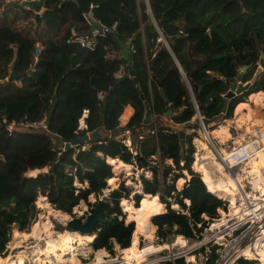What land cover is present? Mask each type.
I'll use <instances>...</instances> for the list:
<instances>
[{
	"label": "trees",
	"instance_id": "1",
	"mask_svg": "<svg viewBox=\"0 0 264 264\" xmlns=\"http://www.w3.org/2000/svg\"><path fill=\"white\" fill-rule=\"evenodd\" d=\"M91 4L95 19L114 26L96 37L92 49L71 35L73 28L82 35L90 33L83 13ZM148 4L150 11L144 0H45L34 26L33 10L18 1L0 0V79L9 76L14 63L17 77L13 80L20 81L16 86L7 80L2 86L12 87L0 90L2 257L12 224L18 223L23 230L32 222L40 195L55 209L70 214L82 200L93 211L102 198L105 222L96 225L93 250L112 252L114 244L122 250L130 248L136 224L125 222L120 202L129 198L131 188L122 181L101 196L106 183L115 178L106 157L151 172L150 177L141 176L143 192L132 196L141 211L148 210L145 195L162 196L161 190L169 196L171 191L177 193L173 203L178 209L162 198L166 210L147 217L149 227L156 226L162 240L168 233L193 236L217 216V209H226L227 202L209 192L191 167L195 132L184 136L182 148L174 126L196 129L202 121L212 130L233 116L237 103L264 91L262 70L253 83L229 99L222 112L224 95L241 67L246 66L243 85L258 69L260 54L264 58V0H148ZM115 35L130 43L135 81L128 77L127 59ZM36 46L40 52L35 58ZM122 65L127 74L116 77ZM147 106L155 116V134L150 132L153 122L144 123ZM127 108L132 114L122 124ZM167 109L172 110L169 124L164 119ZM84 112L85 128L78 129ZM41 120L43 125L38 124ZM26 123L36 125L5 133L8 125ZM126 131L131 133V146L114 136ZM85 133L87 141L64 149L65 143ZM34 170L36 174L28 173ZM183 171L189 179L177 190L175 181ZM90 195L95 197L93 202L88 201ZM139 248L148 254L156 250L153 244ZM240 264L259 262L242 260Z\"/></svg>",
	"mask_w": 264,
	"mask_h": 264
},
{
	"label": "built area",
	"instance_id": "2",
	"mask_svg": "<svg viewBox=\"0 0 264 264\" xmlns=\"http://www.w3.org/2000/svg\"><path fill=\"white\" fill-rule=\"evenodd\" d=\"M93 7L94 5L91 4L89 9L83 13L85 21L90 26V33L82 35L77 29H71L73 40L90 49L94 47L98 35H105L114 28V26L112 28L104 26L95 19L92 13ZM147 9L150 11L148 5ZM94 22L102 25L100 31L96 28L91 29ZM165 45L168 47L166 43ZM39 52L40 47L36 46L34 49L35 58ZM126 74L127 69L122 65L116 77ZM85 116L86 112L79 120L78 129L85 128ZM150 116L151 122H153L150 132L155 134V116L153 113ZM25 125L33 126L34 124L26 123ZM10 126L12 125L7 126V130L11 132ZM211 146L225 170H231L234 166L247 161L262 147L260 139L256 136L235 144L225 149L226 151L216 150L213 144ZM241 188L245 192V186ZM238 190L240 194L241 189ZM249 190L252 191L251 187ZM224 201L228 203L226 209H217V216L208 220L202 230L194 233L193 236L168 233L163 240L158 237L159 241L156 246L161 248L157 252L146 254L141 264H240L242 260H254L260 264L257 250L264 242V200L260 201V208L257 209L251 205H255L254 201L242 197L240 201H236L243 205L240 211L241 215L240 213L239 215L230 214L229 202ZM205 219L208 218L205 217ZM197 227L201 228V223H198ZM178 238L181 239L180 243H176ZM120 261L118 257L105 256L102 262L97 264H117Z\"/></svg>",
	"mask_w": 264,
	"mask_h": 264
},
{
	"label": "rangeland",
	"instance_id": "3",
	"mask_svg": "<svg viewBox=\"0 0 264 264\" xmlns=\"http://www.w3.org/2000/svg\"><path fill=\"white\" fill-rule=\"evenodd\" d=\"M7 78H8V76H6L3 80L0 79V86H2V83L7 81ZM13 85L20 86V81H14ZM10 87H12V85H10V84L9 85H3L2 87H0V90L1 91L2 90H6V89H8ZM249 95L247 96V98L243 102H246V103L248 102V100L250 99ZM251 103H252L251 107H252V115H253V117L256 116V115H259L257 117H260L262 115L261 111L264 110V97H263V103H262L261 107L255 106V104L253 102H251ZM235 110H237V107L234 108L233 116L230 119L223 120L221 123L229 126V124H231V123L228 120H233L234 119ZM124 113L125 112H123V114ZM121 117H123V115ZM165 120H167V119H165ZM169 123H170V121L167 120V124H169ZM38 124L43 125V120H41ZM11 125L12 126H10V128L12 130L13 129H15V130L26 129L25 124L24 125H22V124H11ZM35 125L36 124H34L33 126H35ZM28 126H30V125H28ZM232 126H233L232 127L233 129L235 127H237L236 124H232ZM204 128H203L201 122H200L199 128H196V129H194V128H185L184 127L185 136L188 135V134H191L192 132H195V136H194V138H192V144H193L194 150H195L194 153H193V161H195L197 155H198V157H201L204 154V150H202L201 149V145L198 144L201 141L207 144L208 148L211 149V151L214 153L215 158L218 161H220L218 155L216 154V152L213 149V147L211 146V144L214 145L216 150H225V149L230 148L231 146H234V144H232L231 140L224 141V142L220 141V139L213 137V135L211 133L212 131H210L208 127H204ZM174 129L178 130V126H176V127L174 126ZM121 135L122 134H118V135H114V136L116 138H122L127 145L131 146V138H129V141L127 142L126 138H124L123 136L121 137ZM91 136H92V134H91ZM245 139H248V138L245 137ZM258 139H259V137H258ZM245 162H242V163L234 166L231 170H225L224 169V171L229 173L233 177L235 175H237L238 173L243 174V175H245V174L247 175V173H244L243 170H241L242 167H243L242 164L245 163ZM165 163L166 164H171V161L170 160H165ZM157 164H158L157 166H159L161 168V161H159ZM129 165H131V169L128 172H126V171H124L122 169L114 168L112 166L113 175L115 177V182L111 186H110V184L108 185V183H106L107 186H106L105 189H103L101 196H106L105 194H108L113 188H116L118 186V184L123 181L127 186H129L131 188V194H130L129 198L126 199V200H128V202H130L133 206H135L134 200L132 199L133 194L136 193L135 192V184H139L140 185V189L142 191V184H141V180H140L141 176L143 175V176L150 177L151 176V172L147 171V170H143L141 168H137L135 166V164H129ZM191 167H192V165H191ZM192 169H193V167H192ZM193 170L196 171L195 169H193ZM37 171L38 170L29 171L28 173L34 175V174L37 173ZM182 174H183V176L179 177L175 181V187H176L177 190H181L183 188V186H184L185 181H187L189 179V175H187L186 171H183ZM171 177H172V173H171V175H169L167 181H169V178H171ZM246 179L247 178H245V180H243V182H242L244 184V186H245V192L246 191H248V192L250 191L252 193H256V192H253V190L252 191L249 190V187L246 185V183H247ZM75 184H76V182H75ZM237 184H238L237 185L238 189H240L239 188L240 187L239 183H237ZM108 190H110V191L108 192ZM242 192H243V190H240V194L244 195V192L243 193ZM160 193H163V195H162L163 197L160 196V194L159 195L156 194L155 196H156L157 201L159 203H161L163 211L166 210L167 204L162 202V198H164L167 201H169V206L170 207L175 208V209L179 208V206L176 203H173L174 199L178 196L175 191H171L170 192V196L167 195V193L164 192L163 190H161ZM240 194L237 192L236 201H240L242 199ZM94 200H95V197L93 195H90L88 197V201L93 202ZM185 202L187 204L188 200H185ZM44 203L47 204L49 207H51L54 211L50 212L49 209H46L45 206H44ZM148 203H149V199H147V209H148ZM124 205H125V198H122V205H121V202H120V206H121V209H122L123 213L125 214V222H130L132 220H129V219L132 218V217L130 216L128 211H125V209H124L125 206ZM35 206H36L38 212L36 213L35 217L32 219V222L25 229L19 230V228H12L11 227V238L8 241L7 245H6V255L4 257H9V259H14V256H16L17 254H20V255H22V259H24V262H27L28 264H70V257L74 255L78 259L80 264H93V259H94L95 254H96L95 252H97V250H93V248L91 246V242L93 240L90 243H88L86 245H83V247H77L76 246L73 250L67 251V252L61 254L60 258H59L60 251H58V250H56V254L55 255L54 254L53 255H49V257H47V258H43V257H41L42 255L38 256L36 254L37 241H38L37 237L38 236H33L32 235V232H33V229H34L36 223H40V224L48 223L49 224L48 230L41 231V233H40L41 236L53 235V237H56L57 234H59V233H64L65 231L70 232L69 229H67L66 226H65L66 221L70 217H73V216L85 215L89 211V205L85 201L82 200L76 206H74L72 208L71 214L70 213H65V212H63L61 210L55 209L54 206L47 201V198L45 196L40 195V196H38V198L35 201ZM229 209H230V202H229ZM56 211L64 213L66 215L65 218H61L60 219L59 218L60 216H59V214ZM147 216H146V221H147ZM151 217L149 219L150 222H151ZM57 223H61V224H63V226L59 227L57 225ZM134 223H135V221H134ZM148 227H149V224H148ZM154 227L155 228H150L149 227L150 230L153 232L152 240L145 238L142 234H139V233L136 234L137 235L136 237L138 239L137 242H139V244L137 243L136 246L134 247V249L136 250V255L138 253H142V255H145L144 252H146V250L145 249H140L139 247H142V246L148 245V244H153L154 245V247L156 248V250L154 252L158 251L157 249L159 247L156 246V243H158L159 239H158V236L156 237V226H154ZM13 231H18L19 233H26V234L25 235L24 234H20V236H18L16 238V243H15L14 239H13ZM179 239L180 238L177 239L176 243H179L178 242ZM138 245H139V247H138ZM131 249H132V247L130 246V248H128L127 250H122L121 248H119L118 245L114 244L112 252L106 251L105 249H102V250H104L108 254L109 258L110 257H118V258H120L121 261L119 263H117V264H120V263L123 262L124 253L126 251H128V250H131ZM135 262L138 263V264H141L142 261L141 260H137V257H136V261ZM16 263L18 264V262H16ZM260 264H263V263L260 261Z\"/></svg>",
	"mask_w": 264,
	"mask_h": 264
},
{
	"label": "bare ground",
	"instance_id": "4",
	"mask_svg": "<svg viewBox=\"0 0 264 264\" xmlns=\"http://www.w3.org/2000/svg\"><path fill=\"white\" fill-rule=\"evenodd\" d=\"M249 96H251L255 104L260 106L262 105L263 97H264L263 92L261 91L254 92L251 93ZM242 103L243 102H239L235 107L237 108L240 107ZM255 119L257 120V125L255 126V128L252 129L251 126H247L246 129L247 131L251 132L253 135H257V137L258 135L261 136L259 137V139L261 141L262 147L255 152L254 156L247 159L246 163H243L244 164L243 166H246V169H244V173H247L248 176L254 178L252 180V185L256 193L247 191L244 192V195L241 194L240 195L241 197L244 198L246 197L247 200L254 201L255 205L251 204L252 207H256L257 209H259L260 201L264 200V114L258 118L255 117ZM225 126L222 125L220 129L218 128V130H212L211 132L212 135L218 137L220 141H224V136L227 134V128ZM198 144L201 145V149L204 150V154L201 157H198L197 155L195 161H193L192 163L193 169H195L200 174L201 180L203 181V183L206 186V189L209 192L213 193L215 196L219 198L228 200L230 202V209H229L230 214L239 215L243 205L242 203L239 204L236 203L237 192L239 191L237 187L238 185L237 183H239L240 186L239 188L242 190L241 188L243 186L242 182L243 180H245L247 175L245 174L246 175L245 176L243 174L238 173L234 177L231 176L229 173L224 171L223 165L221 164L220 161H218L215 158L214 153L211 151V149L208 148L206 143L201 141ZM222 151H226V150H222ZM108 162L114 168L122 169L126 172L130 170V167L120 159L108 158ZM114 182H115V178H112L109 180L108 185L110 184L111 186L114 184ZM135 189L136 190L139 189L138 184H135ZM45 203L44 206L46 209H49L50 212L54 211L51 207H49ZM124 206H125L124 208L125 211H128V213L132 217L129 220L135 221L136 230L134 235L132 236L130 243L132 249L124 253L123 262L120 264H138L135 262L136 257L137 260H141L143 262L145 255H142V253H138L136 255V250L134 249V247L138 243L136 234L138 233L142 234L145 238L152 240L153 232L148 227L146 216L163 212V209L161 203L157 201L156 196H151L149 198L148 211L146 213L133 206L126 199ZM56 212L59 214L60 219L65 218L66 215L64 213H61L59 211ZM48 226H49L48 223H42V224L36 223L32 232L33 236H38L36 254L38 256L42 255L41 257L43 258H47L49 257V255H53V254L55 255L56 250L60 251V256H59L60 258L61 254L73 250L76 246L83 247V245L90 243L94 238V235H81L77 232H72V231L70 232L65 231L64 233H59L57 234L56 237H53V235L41 236L40 235L41 231L48 230ZM20 234L25 235L26 233H19L18 231H13V239L15 243H16V238L20 236ZM180 240L181 239L178 240L179 243L181 242ZM95 253L96 254L93 259V264L102 262L103 257L108 256L107 253L102 249L97 250V252ZM257 253L259 256L258 257L259 260L264 264V242L259 246ZM14 259H9V257L0 256V264H17L16 262H18V264H28L27 262H24V259H22V255L20 254L14 256ZM70 264H80V263L78 259L73 255L70 257Z\"/></svg>",
	"mask_w": 264,
	"mask_h": 264
},
{
	"label": "water",
	"instance_id": "5",
	"mask_svg": "<svg viewBox=\"0 0 264 264\" xmlns=\"http://www.w3.org/2000/svg\"><path fill=\"white\" fill-rule=\"evenodd\" d=\"M14 1H18V2H20V4L22 6L33 10V12H34L33 23H34V26H36L40 20V15H41V12H42L43 7H44L45 0H14ZM64 1H66V0H64ZM93 28H96L100 31L102 29V25L94 22L93 25L91 26V29H93ZM114 30L117 32L118 26H116ZM115 39L118 43V46L120 48V51H121L123 57L125 59H127L128 77H131L135 81V74L131 68L130 59L128 56V49H129L130 43H126V42L120 40L117 35H115ZM167 46H168V44H167ZM167 48H169V47H167ZM176 63L178 65L180 71L182 72L181 67L179 66V63L177 61H176ZM245 70H246V66L241 67L240 71L238 72L237 76L235 77V80L231 83L229 90L224 95L225 100H224V106L222 108V112L226 111L229 99L232 98L235 94L241 92L249 84L253 83L256 80L259 72L264 70L263 54H260V56H259L258 69L254 73L253 77L248 82H246L245 84L242 85L241 84V76ZM182 74H183V72H182ZM16 77H17V75H16L15 69H14V63H12L10 66V74H9L7 80H13ZM157 84L159 87H161L162 82L158 81ZM160 91H161L163 97L165 98V100L168 102V99L166 98L162 88H160ZM150 114H151L150 108L147 106L146 112H145V117H144V123L145 124L151 122ZM171 114H172V110L167 109L165 114H164V118L167 119L168 116H170ZM22 121H24V118L22 119ZM200 122L202 125H204L202 123V121H200ZM184 127H185V124H179L178 125L179 143H180L182 148L184 146V136H185ZM9 132H10L9 130H5L6 134ZM88 139H89V135H88V133H85L84 135L78 136V137L74 138L73 140H71L70 142L65 143L64 149L75 146L79 143L87 141ZM109 191L110 190H108V192ZM105 195H107V194H105ZM102 204H103V199L99 198L94 205L93 211H88L84 215L83 218H82L83 215L70 217L65 223L66 228L69 229V231L77 232L81 235H94L95 236L96 225L102 224L105 222L104 213L102 210ZM57 225L59 227L63 226V224H61V223H57ZM18 226H19L18 223L12 224V228H18ZM131 239H132V237H131Z\"/></svg>",
	"mask_w": 264,
	"mask_h": 264
},
{
	"label": "crops",
	"instance_id": "6",
	"mask_svg": "<svg viewBox=\"0 0 264 264\" xmlns=\"http://www.w3.org/2000/svg\"><path fill=\"white\" fill-rule=\"evenodd\" d=\"M144 2L146 3V5H148L149 6V4H148V0H144ZM261 92H263V91H261ZM264 93V92H263ZM250 97V99L252 100H248V102L246 103V102H243L242 103V105L240 106V107H238L237 108V110H235V117H234V119L233 120H228V121H230V123L231 124H229V126H225V124H222L221 122L219 123V124H216L215 125V128L214 129H212V130H218V128L220 129L221 128V126L223 125V126H225L226 128H227V134L224 136V141H229V140H231L232 141V144H239V143H242V142H244L246 139H245V137L246 138H252L253 136H256L257 137V135H253L251 132H249V131H247V126H251V128L252 129H254L255 128V126L257 125V120L255 119V117H257V115L256 116H254L253 117V115H252V107H251V102H253L254 103V101H253V99L251 98V96H249ZM255 104V103H254ZM255 106H257V107H261L260 105H257V104H255ZM249 111V112H248ZM125 113L123 114V117H121V123L122 124H125V122H126V120L129 118V116L132 114V110L130 109V108H127V109H125V111H124ZM247 113H249V114H247ZM261 113H262V115L264 114V110H262L261 111ZM261 115V116H262ZM243 116V117H242ZM248 116V117H247ZM250 116V117H249ZM259 116V115H258ZM252 117V118H251ZM247 118H248V120H247ZM258 118V117H257ZM243 119H244V122H243ZM226 120V119H225ZM241 120H242V122H241ZM253 122V123H252ZM232 124H236L237 125V127H235L234 129L232 128L233 126H232ZM231 126V127H230ZM212 130H210V131H212ZM229 133V134H228ZM118 134H122L121 135V137L123 136L124 138H126V141L128 142L129 141V138H131V133H130V131H126V132H124V133H118V132H114V135H118ZM213 137H215V138H218V137H216V136H213ZM258 137H261L260 135H258ZM224 141H222V142H224ZM108 158H110V157H106V160L108 161ZM246 163V162H245ZM127 164V163H126ZM129 167H130V169H131V165H129V164H127ZM244 164H242V166H243ZM247 168H249V167H247ZM244 169H246V166H243L242 167V169L241 170H243V172H244ZM242 172V173H243ZM232 176V175H231ZM247 179V183H246V185L248 186V187H251V185H252V180L254 179V178H251V176L249 177L248 175H247V177H246ZM249 178V179H248ZM250 182V183H249ZM138 186H139V189L138 190H136L135 189V192L136 193H142V191H141V189H140V185L138 184ZM243 186H244V184H243ZM251 189L253 190V192H256L254 189H253V185H252V187H251ZM247 192V191H246ZM152 195H145V197L147 198V199H149L150 197H151ZM165 211V210H164ZM163 211V212H164ZM72 233V232H71ZM145 253V255H146V253L147 252H144ZM148 254V253H147Z\"/></svg>",
	"mask_w": 264,
	"mask_h": 264
}]
</instances>
